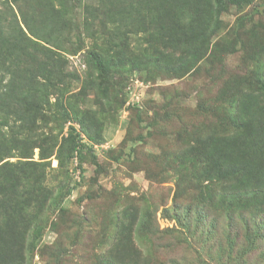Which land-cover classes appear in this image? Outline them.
I'll return each mask as SVG.
<instances>
[{"label": "rangeland", "instance_id": "obj_1", "mask_svg": "<svg viewBox=\"0 0 264 264\" xmlns=\"http://www.w3.org/2000/svg\"><path fill=\"white\" fill-rule=\"evenodd\" d=\"M129 1L44 17L59 40L19 79L0 59V79L33 91L0 106V264H123L124 246L135 264H264V0L229 5L198 49L207 0ZM89 48L122 66L101 72Z\"/></svg>", "mask_w": 264, "mask_h": 264}, {"label": "trees", "instance_id": "obj_2", "mask_svg": "<svg viewBox=\"0 0 264 264\" xmlns=\"http://www.w3.org/2000/svg\"><path fill=\"white\" fill-rule=\"evenodd\" d=\"M0 59L2 63L8 64L10 66V71L13 73L14 78L20 77V71L25 69L24 60L22 58L29 50H36V48L41 47V49L46 48L49 43H57L56 40H59L58 37L53 38V34L47 32V29L53 26V22H46L44 17L55 18L59 16V12H62L66 8L79 6L82 0H54L51 3V0L47 1V6H42L43 0H33V3L28 1L32 0H0ZM124 1V0H120ZM128 1V0H127ZM249 0H207V3L211 5V11L209 16L212 17V24L205 20V18H199L198 20L191 21L193 23V29L191 28V34H188L189 39L193 41L195 48H200L206 46V42L209 43L210 37L215 33L216 29L212 30V27L215 25L216 20L220 19L221 14L225 11L229 5L242 6L245 2ZM29 3V6L25 4ZM131 4L138 2V0H130ZM74 5V6H71ZM15 7L19 8V13L15 10ZM92 7L90 4L85 5V12H88V9L91 10ZM91 15V14H90ZM96 21H101L98 15L88 17L87 23L89 24L90 34L89 37H100L103 31L98 29V24ZM195 22V23H194ZM101 23V22H100ZM102 24V23H101ZM136 22L134 21V26ZM144 24V22L139 19V25ZM214 24V25H213ZM137 25V24H136ZM192 26V24H191ZM136 27V26H135ZM150 29V28H149ZM145 25L142 28H139V31L149 30ZM168 29L166 23H162L158 26L157 29L151 30L153 34L168 35L172 33V30L165 32ZM176 31V30H173ZM209 31L211 33L207 34ZM98 34V35H97ZM55 37V36H54ZM117 37V36H116ZM199 42V43H198ZM65 43L62 42V45ZM57 44H53L54 47ZM111 50H118L119 44L117 42L111 43ZM116 46V47H115ZM151 47V44L148 46V49ZM71 50H82L84 48L83 44L69 46ZM117 48V49H116ZM62 49V48H59ZM87 52V59L90 64L95 66L101 72H107L109 70L118 69L121 67L122 56H111L107 57L103 55L96 48H89ZM191 50V49H188ZM196 50V49H192ZM31 57H34V54H30ZM264 87V81H263ZM15 92V93H14ZM18 96H17V94ZM33 91L29 87L16 88V85L13 83V78L7 82H4V78L0 79V106L1 104H8V101H13L16 105H24L22 98L31 97ZM12 102V103H13ZM24 103V104H23ZM58 103L59 117L62 123L69 122L71 119L70 112L68 108L63 103ZM30 105H25V110ZM28 110V109H27ZM9 120L1 119L0 124L8 125ZM245 126L244 124L242 127ZM75 131V132H73ZM64 140L69 143L71 152V157L77 155L82 158L83 149L86 147V144L81 141L80 134L76 132V128L71 126V131L67 137H64ZM61 162V161H60ZM75 187V186H74ZM72 192V187H67V192L65 197L70 195ZM115 245H112L114 247ZM130 248L124 246L123 253L119 254L123 264H135L133 251H129Z\"/></svg>", "mask_w": 264, "mask_h": 264}]
</instances>
